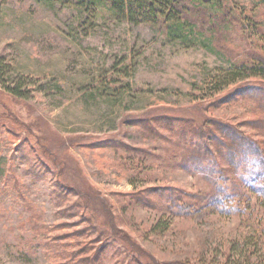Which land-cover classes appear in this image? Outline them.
Returning <instances> with one entry per match:
<instances>
[{"label": "rangeland", "instance_id": "rangeland-1", "mask_svg": "<svg viewBox=\"0 0 264 264\" xmlns=\"http://www.w3.org/2000/svg\"><path fill=\"white\" fill-rule=\"evenodd\" d=\"M253 3L224 0L244 14L226 44L238 63L260 55L258 34L245 29L264 24ZM0 61V264H153L145 253L159 264H264V206L250 185L231 171L182 168L169 131L206 118L248 131L257 113L246 99L201 100L229 68L221 54L101 13L80 20L59 2L0 0ZM15 85L24 100L4 91ZM56 176L83 199L60 197ZM218 189L231 196L211 203ZM236 202L246 213L217 212ZM103 207L143 253L109 231Z\"/></svg>", "mask_w": 264, "mask_h": 264}, {"label": "trees", "instance_id": "trees-1", "mask_svg": "<svg viewBox=\"0 0 264 264\" xmlns=\"http://www.w3.org/2000/svg\"><path fill=\"white\" fill-rule=\"evenodd\" d=\"M43 1L59 2L70 6L78 13L80 20L94 19L101 13L103 17L126 22L133 26L146 25L158 28L169 41L187 44L198 43L210 51L221 54L228 62L229 68L222 71L220 77H213L210 83H206L207 89L202 90L204 94L201 100L212 98L208 107L218 108L224 104L232 103L233 105L246 99L253 104V111L257 113V117L242 123L248 131L239 129L229 121L214 118H206L200 123L191 121L190 127L184 125L176 130L170 129L171 138L174 140V144L176 143L174 153H178V150L182 151L179 155L185 162L182 168L189 165L196 168L198 172L207 171L210 168L209 171L212 172L210 174L216 178L226 171H231L234 175L238 174L237 179L250 185V195L257 199L261 206H264V31H259L261 27L264 28L263 23H257V25L252 21L245 25V29L250 33L255 36L258 34L257 37L261 40V44L257 46V51L260 55L249 56L248 61L238 63L233 61L234 57L226 44L231 41V31L242 24H234L236 22L235 14L238 12L242 17L244 14L242 9L237 7L234 10H228L224 5V0ZM253 1L254 9H251V12L258 16V10H264V0ZM241 16L240 21H242ZM6 69L7 67L0 61V84L2 86L5 84ZM251 80H256V82L250 83ZM4 91L14 99L24 100L26 98L25 94L20 91L19 85L12 88L4 87ZM248 93H253V95H247L244 98V94ZM34 164L38 172L36 178L39 180L45 178L48 175V170L45 167L42 168L44 165L36 160ZM26 165L31 173L28 161ZM219 166L220 169H218ZM52 182V188H58L63 192L60 197L72 195L83 199L81 195L85 196L84 191L83 193L75 191L72 186L69 191L63 188L62 183L57 180V176L56 179L52 178ZM254 186L259 188L256 190ZM168 189L164 188L162 192ZM228 195L225 190L218 189L216 194L211 197L212 201L210 202L220 204L231 196ZM172 196L171 198L174 197L176 202L177 197ZM246 209L249 207L243 208L242 203L236 202L235 205L226 204L217 212L223 215H235L246 213ZM103 210L107 211L105 208ZM103 218L106 227L115 237L119 236L124 244H129L133 250L137 249L138 252H142L126 233L118 229L112 213L106 212ZM162 225L161 221L157 222L151 230L164 229ZM144 255L151 259L153 264H159L149 254L145 253Z\"/></svg>", "mask_w": 264, "mask_h": 264}]
</instances>
